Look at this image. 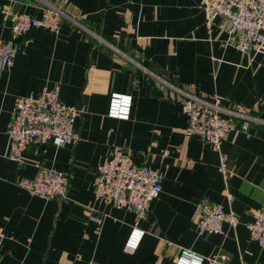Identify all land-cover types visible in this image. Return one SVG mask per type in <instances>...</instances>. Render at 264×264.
<instances>
[{"label": "crops", "instance_id": "obj_1", "mask_svg": "<svg viewBox=\"0 0 264 264\" xmlns=\"http://www.w3.org/2000/svg\"><path fill=\"white\" fill-rule=\"evenodd\" d=\"M51 4L70 16L58 32L35 28L17 36L0 10V39L18 45L14 64L0 68V227L6 234L0 264H175L181 247L205 255L204 264H264V247L246 226L264 206V124L243 129L235 120L222 145L230 171L224 175L219 152L186 134L179 95L142 67L264 118V53L240 51L221 16L209 29L203 0H0L1 9L33 16ZM45 88H58L64 103L80 109V141L33 144L12 160L8 128L16 100ZM115 94L132 96L128 118L109 115ZM116 146L164 176L145 218L95 197L96 165ZM40 165L70 175L66 197L45 199L18 184ZM205 197L234 210L238 225L200 233ZM136 222L145 232L127 251Z\"/></svg>", "mask_w": 264, "mask_h": 264}, {"label": "built area", "instance_id": "obj_2", "mask_svg": "<svg viewBox=\"0 0 264 264\" xmlns=\"http://www.w3.org/2000/svg\"><path fill=\"white\" fill-rule=\"evenodd\" d=\"M203 5L209 29H212L215 17L221 16L230 24V31L235 36L234 44L240 51L264 53V0H203ZM0 10L3 21L10 23L17 36L28 35L35 28L58 32L62 19L70 18L63 8L52 4L44 9L41 16L15 11L10 6ZM17 51V44L0 39V68L11 67ZM142 67L179 95L188 117L186 134L197 137L218 151V169L227 175L230 172L227 167L228 155L223 151L222 145L231 129L235 128V120H241L243 129H248L252 122L264 124V118L228 106L220 97H206L179 87L145 66ZM131 104V95L115 94L111 98L109 115L128 118ZM79 114L78 107L61 100L58 88H45L38 94L19 96L8 128L9 158L20 161L25 150L33 144L77 145L80 135L75 130V121ZM163 180L161 172L140 164L131 149L110 147L105 159L96 165L95 197L101 203L113 204L135 212L139 218H145L149 214L152 201L163 189ZM18 184L45 199L66 197L70 175L54 167L40 165L33 178L22 177ZM227 195L229 201L234 202L235 195ZM92 218L101 221L98 215H93ZM225 223L237 226L238 214L232 209L226 210L222 204L215 203L208 197L203 198L196 221L198 231L223 233ZM137 225L138 222L126 242L127 251H134L144 235L145 231ZM246 226L251 237L264 247V206L256 209L254 218L246 222ZM5 236L4 229L0 227V247ZM206 260L205 255L189 247H181L180 253L174 259L175 264H204ZM214 264L223 263L215 261Z\"/></svg>", "mask_w": 264, "mask_h": 264}]
</instances>
